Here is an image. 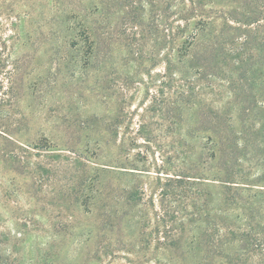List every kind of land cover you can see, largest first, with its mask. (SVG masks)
I'll return each instance as SVG.
<instances>
[{"label":"rangeland","instance_id":"rangeland-1","mask_svg":"<svg viewBox=\"0 0 264 264\" xmlns=\"http://www.w3.org/2000/svg\"><path fill=\"white\" fill-rule=\"evenodd\" d=\"M191 5L0 0V264H228L191 241L200 217L169 222L181 261L153 211L166 179L224 164L228 135L250 150L226 163L264 172V0H203L210 53L209 30L183 49Z\"/></svg>","mask_w":264,"mask_h":264},{"label":"trees","instance_id":"trees-1","mask_svg":"<svg viewBox=\"0 0 264 264\" xmlns=\"http://www.w3.org/2000/svg\"><path fill=\"white\" fill-rule=\"evenodd\" d=\"M191 4L186 13L187 18L191 15L193 18L195 14L198 19L183 41L184 51L187 52L201 30H209L210 40L207 42L204 52H216L215 47L220 29L215 31L210 29L209 26L212 23L209 19L210 12L203 9V0H191ZM187 18L186 23L180 29L181 34L185 33L190 26V21ZM247 41L246 36L243 37V43H247ZM224 50L230 49L225 48ZM222 58H224V63L221 62L225 64L226 58ZM220 134L225 133L217 131L215 136L220 137ZM207 138L213 141L210 135ZM226 140L228 141L227 147L210 149L211 154L215 155L216 152H219L220 158H223L221 162L224 164H221L219 169H211L210 165L209 167L206 165L199 167V165L193 164L186 171L176 174L174 178L166 179L165 187L160 191L159 213L156 210L153 211L156 220L154 231L158 235L160 231L162 232L164 239L160 243L167 245L170 249L174 248L173 255L182 261L185 259L182 258L185 252L179 245H175L181 235H176L175 229L169 222L175 220L179 228L177 234H183L189 231L185 226L186 223L200 217L203 227L198 226L202 228L200 235L198 239L193 236L191 241L199 247L198 252L201 250L202 259L215 255L224 257L228 264H254V259L257 258L256 264H264V172L260 176L252 177L244 174L243 170L234 169L232 165L227 164L226 160H238L236 153L240 149L244 152L249 151L250 143H248L249 139L245 138L244 145L239 146L236 140L230 139V135ZM209 186L219 190L218 197L213 201V212L209 210V203H211L207 190ZM142 194L143 192H132L130 200H138ZM166 199L172 204L167 205ZM187 200L189 202H186ZM188 207L191 208L190 211ZM144 214L146 213L144 212ZM178 214L190 215V217L186 222L183 219L177 221ZM141 215H135L137 223L144 219ZM175 236L177 237L175 238Z\"/></svg>","mask_w":264,"mask_h":264}]
</instances>
